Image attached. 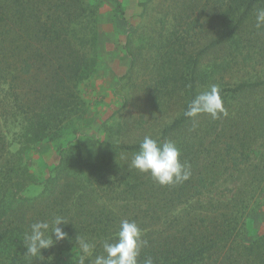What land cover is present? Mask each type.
I'll return each instance as SVG.
<instances>
[{"label":"trees","instance_id":"16d2710c","mask_svg":"<svg viewBox=\"0 0 264 264\" xmlns=\"http://www.w3.org/2000/svg\"><path fill=\"white\" fill-rule=\"evenodd\" d=\"M198 1L203 2L199 16L189 13L197 0H191L189 6L182 0L173 16L172 43L181 55L189 46L197 52L187 57L182 75L188 102L157 139L176 143L181 162L190 166L189 179L160 185L150 174L131 168L127 159H123L126 162L119 177L120 170L113 171L119 166L113 153L121 158L133 156L140 143L107 140L95 142L92 160L84 164L78 161L85 168L83 178L61 174L67 162H75L65 158L67 151L78 150L81 157L78 146L71 145L64 149L58 173L49 178L38 203L45 206L32 218L15 213L0 230V264L41 261L25 254L24 237L32 223L50 221L56 215L69 223L60 225L67 237L54 244L80 250L78 235L94 243L85 264L103 253V242L114 239L122 219L135 221L142 232L149 231L142 234L147 244L141 248L139 264L149 257L154 264H264V241L248 245L239 239L238 227L244 225L247 215L241 197L217 203L219 193L210 196L219 189L223 177L239 172L242 165L251 167L249 175L264 193V150L260 148L264 98H258L264 97V79H246L234 87L219 88L223 103L235 106L238 102L236 116H209L200 121L204 113L195 118L184 114L201 93L199 83L211 75L198 69L205 55L229 44L223 48L229 52L222 62L217 64L215 57L209 68L221 70L231 66L228 57L248 59L250 54L263 65L264 27H256V13L264 8V0ZM97 24V11L89 0H0V220L13 212L14 204L25 202L24 192L38 184L23 162L25 148L53 139L76 112L75 89L91 65ZM212 30L217 35L209 36L207 31ZM203 39L205 44L198 50ZM172 79L177 80L175 76ZM13 145L21 148L13 152ZM253 160L260 162L253 164ZM205 196L209 201L203 205L201 198ZM119 203L123 212L112 211L111 205ZM175 209L180 212L174 214ZM41 254L46 264H54L50 260L55 254L47 249Z\"/></svg>","mask_w":264,"mask_h":264},{"label":"rangeland","instance_id":"374dc122","mask_svg":"<svg viewBox=\"0 0 264 264\" xmlns=\"http://www.w3.org/2000/svg\"><path fill=\"white\" fill-rule=\"evenodd\" d=\"M190 1L185 0L187 6ZM89 2L97 11L98 39L91 53V65L75 89L78 96L76 112L62 127L60 126L61 129L53 139H46L25 148L23 162L28 165L30 174L38 184L30 186L24 192L27 198L25 202L14 204L13 212L6 219L0 220V230L5 223H10L15 213L32 218L37 209L41 210L45 206V203L44 206H39L38 203L43 198L49 178L58 173L56 169L64 149L77 145L81 157L77 154L78 150L67 151L65 158L75 159V162H67L65 169L60 173L83 178L85 168L81 167L78 161L84 164L85 161L92 160L96 141L135 144L140 143L146 135L158 139L162 130L182 114L188 102L182 75L187 57L195 55L197 48L189 46L185 50L186 56L181 55L180 49L178 50L171 40L174 30L173 16L181 7L182 0H118V3L114 0H89ZM118 4L121 6L120 9ZM202 4L203 2L197 0L189 13L194 11L193 16H199ZM207 32L209 36L217 35L213 30ZM201 44L198 45V50L204 46V39ZM227 47L229 44L223 45V48ZM223 48L202 57L198 69L211 75H208L205 82L199 83L201 92L209 90L212 85L219 88L228 85L234 87L246 79L258 80L261 77L264 79V63L258 65L252 54L248 55V59L238 55L234 59L228 57L227 59L232 60L231 66L221 70L209 68L210 60L217 57L218 64L222 62V57H226L225 53L229 51ZM173 76L177 80H173ZM258 98L262 100L264 97ZM235 104L228 106L223 103L227 116H236L234 110L238 102ZM209 116L204 113L200 121H206ZM261 142L260 148L264 150V140ZM20 148L19 145L11 146L13 152ZM9 150L8 146L7 151ZM113 157L119 165L113 170L117 172L124 167L126 161L123 159H127L130 164L133 156L121 158L120 155L113 153ZM252 162L258 164L260 161ZM250 169L251 167L245 165L238 167L240 171L223 177L219 189L210 195L213 198L216 192L219 193V196L215 197L217 203L222 199L241 197L243 200L241 206L245 207L247 215L243 221L244 225L238 227V234L240 241L248 245L264 241L263 187L262 191L258 189L256 182L249 175ZM118 174L120 177L121 170ZM207 196L201 198L203 205L209 201ZM111 206L112 211L123 212V209H119V206H123L121 203ZM166 212L171 215V209ZM178 212H180L178 209L173 211L174 214ZM148 232L144 231L142 234ZM47 250L56 255L55 259L50 260L54 264H80L83 255L75 248L67 250L66 244H54ZM88 258H85L84 264ZM2 260H6V255L2 256ZM33 263L46 264L45 257Z\"/></svg>","mask_w":264,"mask_h":264},{"label":"clouds","instance_id":"9594fccd","mask_svg":"<svg viewBox=\"0 0 264 264\" xmlns=\"http://www.w3.org/2000/svg\"><path fill=\"white\" fill-rule=\"evenodd\" d=\"M256 27H264V8L256 13ZM201 113L209 114L213 119L227 115L220 89L212 85L209 90L195 96L184 113L186 117L195 118ZM181 152L173 141L159 142L151 136H145L139 144V150L133 155L130 167L141 173L150 174L160 185H172L189 179L190 166L180 160ZM69 223L63 216H53L50 221L42 220L30 225V233L25 234V254L43 260L42 250L48 249L56 241L64 240L67 233L60 225ZM51 233L49 234V230ZM55 236V240L53 239ZM76 244L82 252L80 264L91 257L95 249L94 243L77 236ZM147 241L142 239V230L135 221L122 219L114 239L103 242V253L96 255L91 264H139L141 248ZM144 264H154L151 257Z\"/></svg>","mask_w":264,"mask_h":264}]
</instances>
